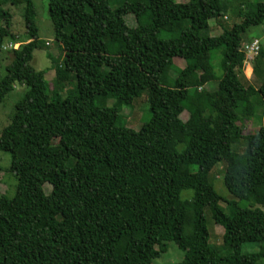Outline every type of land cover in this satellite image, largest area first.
<instances>
[{
    "label": "trees",
    "instance_id": "16d2710c",
    "mask_svg": "<svg viewBox=\"0 0 264 264\" xmlns=\"http://www.w3.org/2000/svg\"><path fill=\"white\" fill-rule=\"evenodd\" d=\"M47 1L63 62L39 70L31 64L41 46L34 1L0 0V52L6 39L20 42L0 76V104L16 82L27 87L0 134L17 178L13 197H0V264H153L169 241L185 252L176 264L263 262L264 249L241 248L264 242V117L254 133L242 122L264 103V81L242 77V44L255 38L245 32L264 23V0L240 5L241 20L218 35L209 22H221L227 0ZM10 6H22L21 39ZM175 59L185 65L174 76ZM143 93L150 120L139 130L119 125V107ZM219 161L226 188L250 207L220 205L209 178ZM206 206L224 228L226 254L210 246Z\"/></svg>",
    "mask_w": 264,
    "mask_h": 264
},
{
    "label": "rangeland",
    "instance_id": "374dc122",
    "mask_svg": "<svg viewBox=\"0 0 264 264\" xmlns=\"http://www.w3.org/2000/svg\"><path fill=\"white\" fill-rule=\"evenodd\" d=\"M35 8L37 11L36 21L39 27V39L40 47L34 52V57L31 64L39 70H44L47 67H55L57 64L63 62V54L60 50V45L54 37V31L52 27L51 20L49 18L48 11V1L47 0H33ZM177 2H185L187 0H176ZM229 2V9L224 17L220 18L221 22L216 21V19L210 20L211 33L218 35L222 32V26L232 27L235 23H238L241 18L238 16V8L240 5L244 4L243 7L247 9L249 6L253 5L257 1L262 0H227ZM122 3V0H110L112 6H118ZM13 19H12V31L20 36V39L25 36V25L22 17V6L14 7L10 6ZM126 22L134 26L135 17L133 14L125 15ZM247 38L258 37L262 48L264 49V23L251 25L247 28L245 32ZM11 42L10 39H6L3 46V51L0 52V76L6 74L7 65L11 61L12 54L10 53L7 44ZM222 49H219L213 54L212 62L215 66V73L220 76L222 71L219 67V62L222 58ZM259 54V53H258ZM254 55L249 64L242 71V77L244 81H248L253 86H259L260 83L264 81V55L258 56ZM258 56V57H257ZM257 57V58H256ZM255 63L259 64V71L254 70ZM175 68L171 70V75H176L180 68H183L185 62L183 60L175 59ZM54 71L48 72L46 78L49 80L53 77ZM214 86H218V80H214L206 84L207 89H212ZM76 87V81L73 80L69 83L68 89H73ZM27 87L25 84L16 82L13 89L5 96L4 100L0 104V134L1 130L10 122L15 104L24 95ZM63 94V92H62ZM101 98H97L96 103L101 104ZM115 100L110 97L105 99V104L107 106H113ZM264 104V103H263ZM261 102H257V105L253 106L251 115L244 117L243 123H246L247 129L246 133H254L259 130L263 124L264 117V106ZM240 113L244 116V105H241ZM189 110H184L181 113V117L184 119L188 116ZM150 103L147 99V94L143 93L141 96L136 98L132 105H121L119 107V120L118 124L135 130H139L144 123L151 118ZM252 116V117H251ZM249 117V118H248ZM236 149V147H233ZM240 148V146H239ZM242 150V149H241ZM239 150L240 152H242ZM11 155L8 151L0 150V197L7 196L13 197L16 191L17 178L14 172L11 170ZM191 169L193 171L197 170V165H192ZM224 174H225V162L219 161L210 171V181L214 185L215 190L221 195L222 200L220 205L229 212L227 202L230 200H238L234 197L224 184ZM51 185L46 182L43 186L45 193H49L51 190ZM193 195L192 190H183L182 197H189ZM239 206L242 208L250 207L251 202L248 200H238ZM204 215L206 219V225L209 232V243L210 246L215 247L219 254H226L228 251L223 247V233L224 228L220 224H217L212 216L211 209L209 206L204 208ZM243 252H254L261 251L264 249V242H246L242 244ZM185 252L179 248V246L174 241L168 242L167 251L163 252L161 255L153 260V264H176L184 259ZM260 264H264V261Z\"/></svg>",
    "mask_w": 264,
    "mask_h": 264
},
{
    "label": "built area",
    "instance_id": "2783aa9c",
    "mask_svg": "<svg viewBox=\"0 0 264 264\" xmlns=\"http://www.w3.org/2000/svg\"><path fill=\"white\" fill-rule=\"evenodd\" d=\"M20 45V42H9L6 47L8 48H17ZM242 49L246 54V65L249 64L250 59L257 55L260 49V39L255 37L249 41H245L242 44Z\"/></svg>",
    "mask_w": 264,
    "mask_h": 264
}]
</instances>
